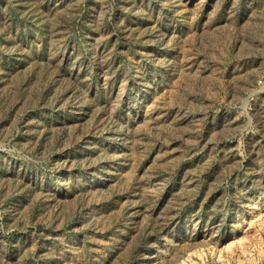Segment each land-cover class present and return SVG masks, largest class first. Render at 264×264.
I'll return each instance as SVG.
<instances>
[{
  "label": "rangeland",
  "instance_id": "374dc122",
  "mask_svg": "<svg viewBox=\"0 0 264 264\" xmlns=\"http://www.w3.org/2000/svg\"><path fill=\"white\" fill-rule=\"evenodd\" d=\"M0 264H264V0H0Z\"/></svg>",
  "mask_w": 264,
  "mask_h": 264
}]
</instances>
